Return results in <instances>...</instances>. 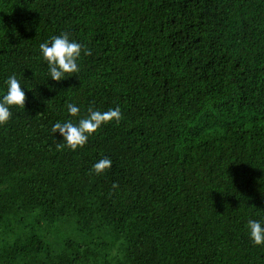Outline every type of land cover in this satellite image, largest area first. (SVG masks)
Masks as SVG:
<instances>
[{"label":"trees","instance_id":"1","mask_svg":"<svg viewBox=\"0 0 264 264\" xmlns=\"http://www.w3.org/2000/svg\"><path fill=\"white\" fill-rule=\"evenodd\" d=\"M63 32L91 55L56 82ZM12 75L0 264H264V0H0V99ZM89 107L122 119L58 151Z\"/></svg>","mask_w":264,"mask_h":264},{"label":"clouds","instance_id":"2","mask_svg":"<svg viewBox=\"0 0 264 264\" xmlns=\"http://www.w3.org/2000/svg\"><path fill=\"white\" fill-rule=\"evenodd\" d=\"M40 53L43 60L47 62L48 75L53 81L60 82L66 77H70L75 73H79L78 59L83 51L84 55H91L89 49L83 48L82 45L74 40L69 39V34L63 32L60 35L53 36L50 41H45L39 45ZM7 85L6 94L0 99V125H4L11 118L10 108L17 106L25 107L26 95L22 90L20 82L15 75L9 76L5 81ZM68 113L72 117H77L80 109L74 104L67 105ZM122 119V113L119 107L110 108L105 112L88 108V115L80 118L78 123L68 120L64 123L57 122L53 125L51 131L63 137L64 143L57 144V150L61 151L65 147L75 151L82 148L87 142L89 136L95 133L103 124H107L113 120L119 122ZM111 159L104 157L96 162L89 174H103L107 169L111 168ZM114 189L118 188L117 184H113ZM249 236L254 245L264 244V226L261 222L249 220L247 222Z\"/></svg>","mask_w":264,"mask_h":264}]
</instances>
